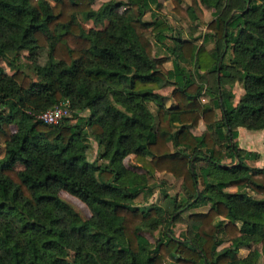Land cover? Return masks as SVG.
Instances as JSON below:
<instances>
[{"label": "trees", "instance_id": "trees-1", "mask_svg": "<svg viewBox=\"0 0 264 264\" xmlns=\"http://www.w3.org/2000/svg\"><path fill=\"white\" fill-rule=\"evenodd\" d=\"M94 1L0 0V60L12 70L0 66V264H258L264 162L250 166L260 154L237 137L239 127L264 129V1L170 0L189 38L156 12L159 0ZM202 5L214 18L197 44ZM150 35L169 57L154 54ZM41 48L40 63L32 55ZM24 52L36 78L19 64ZM235 82L237 103L225 88ZM164 86L172 107L157 92ZM66 99L72 112L60 123L36 117ZM129 156L142 172L125 165ZM162 173L181 180L183 196L140 208L135 199L153 194ZM201 206L175 237L172 225ZM159 228L154 242L143 234Z\"/></svg>", "mask_w": 264, "mask_h": 264}, {"label": "rangeland", "instance_id": "rangeland-1", "mask_svg": "<svg viewBox=\"0 0 264 264\" xmlns=\"http://www.w3.org/2000/svg\"><path fill=\"white\" fill-rule=\"evenodd\" d=\"M104 1H106V0H95L93 2V7L97 8ZM159 2L161 4V7H160V9L156 10V12L163 15L168 20L169 23H171L173 26H175L177 29H179L180 34L183 38H189L185 25L179 21L178 17L176 16V14L173 11V5H172L171 1L170 0H159ZM189 2H190V0H183V5L186 6ZM202 9L204 12V22L205 23L198 27V31L194 35L197 37V39L195 40V42L197 44H200L202 42V34L208 32L206 29V23H208L210 20H212L214 18V13H213L212 8H209L205 5H202ZM144 18L146 20L151 19V12L148 11L145 14ZM82 22H83V20H82ZM83 25L86 28L102 27V25H99V24L94 25L88 21H84ZM150 39H151V42L153 44V52L155 55L168 56V57L170 56L168 50L163 45L156 42L155 38L152 35H150ZM165 43L167 46L172 45V41L170 39H167L165 41ZM214 43H215L214 40L211 39V41L206 44V47L212 48L214 46ZM32 56L38 62H40V63L44 62V60L46 58V49L41 48V49L37 50L36 52H34ZM19 64L24 71H26L28 74H30L33 78H36L34 76L32 70L29 68V66H30L29 64H31V61H30V59L27 58V53L24 52L22 54L20 61H19ZM0 66H2L8 74L12 73V70L7 66L5 60H0ZM165 66L167 68H172L171 61L170 60L167 61L165 63ZM205 82L213 84V77L211 76V77L207 78V80H205ZM225 88L232 91V93L234 94V102L235 103H237L239 101V99L241 98V96L243 95V89H242L240 83H238V82L227 83ZM171 90H172V86H164L160 90V93L162 95L163 101H164L166 106H169V105L171 106L173 104V100H172V98H170ZM201 99L204 102H208L210 100V97L208 96V94H203ZM150 109L152 111L155 110V107L153 104L150 105ZM203 128H204L203 125H201L199 127L198 132L203 130ZM89 146L90 147L88 150L87 158L89 161H92L96 158L97 145H96L95 141L91 138L89 139ZM1 155H2V147L0 146V156ZM132 158H133L132 156L127 157L125 159V165L131 170L142 172L133 163ZM99 162H102V160H100ZM17 168L19 169V168H21V166L17 165ZM150 182L153 184H156L155 188L153 189V194H151L150 196H148L146 198L143 196H139L134 201V203L136 205H138L140 208H142L144 210H146L152 206H160V207L165 209V205L168 201L167 197H170V196L174 197L175 196V197L180 199L183 196V193L181 192V180L175 179L173 176H171L169 174H165V173L159 174L155 178H152L150 180ZM226 190L227 191H234L235 188L229 187V188H226ZM59 195L63 201L70 204L83 218H88L90 216L89 209L81 200H79L78 198L69 194L66 191H61ZM207 209H208V206H201L198 208L186 209V211L184 212L183 218L179 219L178 221H176L174 223V225H172L173 235L175 237H178V238H183L185 236V233L187 230V222H186V216H185L186 214L192 213V212H197V211H206ZM160 230H161L160 228L158 230H155V231L145 230V231H143V234L151 242H154L156 237L159 235ZM228 245H229V242L224 241L218 246V250H222L224 247H227ZM255 247H257L259 250L261 249L260 244H257ZM247 253H248V249L243 247L238 251V256L244 257ZM169 259L174 260V258L171 256L169 257ZM258 264H264V256L263 255L261 256Z\"/></svg>", "mask_w": 264, "mask_h": 264}, {"label": "crops", "instance_id": "crops-1", "mask_svg": "<svg viewBox=\"0 0 264 264\" xmlns=\"http://www.w3.org/2000/svg\"><path fill=\"white\" fill-rule=\"evenodd\" d=\"M161 89L162 88L157 90V92L160 95H161L160 93ZM170 98H171V92H170ZM173 105H174V102L171 106L169 105L167 107H172ZM201 125L202 124H200L199 127ZM199 127H198V130H199ZM237 141L240 147L248 151L257 152L260 154V159L258 161H254V160L248 161V164L250 166H261L263 164L264 162V129L253 131V130H247L243 127H239Z\"/></svg>", "mask_w": 264, "mask_h": 264}, {"label": "built area", "instance_id": "built-area-1", "mask_svg": "<svg viewBox=\"0 0 264 264\" xmlns=\"http://www.w3.org/2000/svg\"><path fill=\"white\" fill-rule=\"evenodd\" d=\"M71 106L69 100L61 101L59 104L50 107L39 114L37 118L48 124H58L64 118H67L71 115Z\"/></svg>", "mask_w": 264, "mask_h": 264}]
</instances>
